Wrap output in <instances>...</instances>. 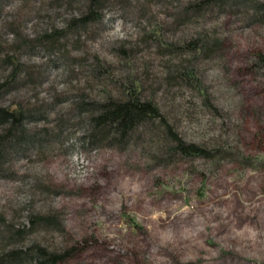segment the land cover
<instances>
[{"label":"rangeland","instance_id":"rangeland-1","mask_svg":"<svg viewBox=\"0 0 264 264\" xmlns=\"http://www.w3.org/2000/svg\"><path fill=\"white\" fill-rule=\"evenodd\" d=\"M67 1L0 6V81L13 69L8 56L24 66L0 105L29 111L30 131L52 130L48 143L11 154L1 166L0 214L16 227L29 226L34 214L58 216L62 232L40 230L28 240L76 248L67 264H264V170L244 166L238 155L264 158V68L257 67L264 26L218 12L182 25L176 15L187 0H132V8L108 6L102 24L59 47L15 49L20 37L65 28L80 6ZM155 26L163 40L179 44L210 29L222 46L195 62L165 54L151 36ZM95 57L110 76L95 77ZM185 62H193L208 106L188 80L177 79ZM131 79L186 141L229 144L234 154L158 164L150 159L149 128L124 150L83 145L75 102L104 92L121 97Z\"/></svg>","mask_w":264,"mask_h":264},{"label":"trees","instance_id":"trees-1","mask_svg":"<svg viewBox=\"0 0 264 264\" xmlns=\"http://www.w3.org/2000/svg\"><path fill=\"white\" fill-rule=\"evenodd\" d=\"M2 2L3 0H0V6ZM67 2L70 7L75 3H79L80 6L72 8L74 15L67 20L65 28L44 32L34 40L20 37V45L15 49L30 45L41 48H47L48 45L59 47L60 41L68 35H80L82 32H87L88 25L102 24L105 19L103 12L108 6H117L116 10L133 7L132 0H68ZM215 12L221 15L239 14L249 26H264V0H187L181 5L176 21L186 25L208 14L216 15ZM162 31L161 26H155L151 33L153 40L158 43L162 51L170 55H190V60L193 62L219 51L222 46L220 39L213 35L210 29L197 33L195 37L181 44L163 40ZM257 59V67L263 69L264 53L257 55ZM95 60V77L100 74L110 76V70L104 66L103 61L99 57H95ZM4 61L13 69L5 81H0V93L9 92L14 88L13 85L24 68L15 56H8ZM193 62L183 64V68L177 71V79L188 80L202 97L203 104L208 106L211 97L197 77ZM104 93L99 100L83 97L74 104V111L86 128L82 143L88 148L124 150L131 144H137L142 139V129L149 128L155 141H152L150 148V159L158 164L169 165L194 158L214 161L226 159L235 152L229 144L211 147L186 141L163 114L155 100L143 96L140 82L131 79L122 85L121 97H114L109 92ZM30 118L31 113L19 104L7 107L0 105L1 171V166L9 155L52 140L50 136L52 130H28L25 122ZM238 155L243 158L244 166L264 170V158H246L240 153ZM40 230L62 232L64 228L59 217L55 215L34 214L30 216L29 226L16 227L7 223L0 214L2 244L0 264H67L74 256L76 248L50 249L39 242L28 240Z\"/></svg>","mask_w":264,"mask_h":264}]
</instances>
